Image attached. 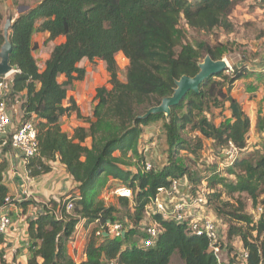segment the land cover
<instances>
[{"label":"trees","instance_id":"16d2710c","mask_svg":"<svg viewBox=\"0 0 264 264\" xmlns=\"http://www.w3.org/2000/svg\"><path fill=\"white\" fill-rule=\"evenodd\" d=\"M2 1L0 50L5 41ZM18 1L12 0L17 7ZM244 1L247 0H41L13 19L8 38L12 44L10 64L16 71L7 106L10 112L12 103H19L22 119L32 120L38 130V154L28 158L26 168L30 176L37 177L49 173L50 163L60 160L77 183L79 197L74 200L71 212H67L64 198L21 201L24 213L29 205L35 209L27 216L29 258L26 263L12 262L77 264L69 252L77 225L82 223V228L88 230L96 220L101 223L117 220L116 206L106 205L101 198L102 189L112 178L134 192L132 206L130 199L118 197L119 206L127 210L130 220L128 225L125 223L126 233L119 238H98L92 228L85 244L86 259L79 264H173L175 254L185 264H223L210 250L205 236L193 235L186 222L167 220L158 213L152 219L159 221L163 230L153 245H142L146 207L158 189L169 186L173 179H187L193 193L198 189L180 158L182 151L199 155L205 140L212 142L215 159L229 142L243 152L249 149L251 118L233 96V87L250 72L234 68L232 74L223 71L211 75L201 83L199 93L189 91L173 106L168 118L164 113L141 116L173 93L176 80L183 75L195 76L199 63L207 55L219 60L227 53L226 43L212 46L206 40L189 42L181 27L182 20L199 34H209L215 29L233 33L232 10ZM36 33H47L48 42L63 38L53 47L44 68L34 55L38 49L33 40ZM119 53L128 60L124 81L119 76L116 58ZM83 59L103 61L109 75L110 87L96 88L91 116L83 114L69 96L73 83L86 76V69L80 66ZM211 107L225 110L226 116L220 123L212 116ZM72 113L87 126H77L71 134L63 129L61 119ZM157 122L162 123L168 158L160 168L154 165L146 171L144 127ZM189 127L197 132L194 140L185 135ZM10 148L8 144L0 151V207L12 196L4 181L9 167L5 154ZM241 156L228 168L236 181L214 173L211 183L224 185L230 195L246 193L255 203L263 197L264 206V152ZM132 167L136 170L132 171ZM237 219L253 224L248 215ZM252 231L257 237L264 236V211L250 230L234 227L229 230V234L241 236L243 249L249 253L246 264H264V239L261 243L252 240ZM3 240L4 236L0 243ZM4 255L0 250V264H10Z\"/></svg>","mask_w":264,"mask_h":264},{"label":"rangeland","instance_id":"374dc122","mask_svg":"<svg viewBox=\"0 0 264 264\" xmlns=\"http://www.w3.org/2000/svg\"><path fill=\"white\" fill-rule=\"evenodd\" d=\"M41 0H19V5L13 4L12 0L5 1L3 0L1 3V11L3 13L2 20V29L7 22V20L12 17V19H16L18 15L24 11V9H28V7H32L36 5ZM264 0H250L246 3L236 4L231 13V20L235 25V31L233 33H225L221 29H215L212 33H197L193 29H190L185 24L184 20L181 22V27L185 30L187 35V40L189 42H195L200 40H206L212 46L217 43H226L227 44V53L224 54L223 58H225L232 69L227 68L225 71L226 74H232L234 68H246V72H250V77H254V75L258 74L260 71H263L264 62L260 63V61H255L264 53V46H257L255 42L257 39V34L264 33ZM262 8V9H261ZM261 9V10H260ZM23 10V11H22ZM263 18H262V17ZM261 22V26L258 23ZM256 39V40H255ZM34 42L38 45V49L34 52V55L37 59L39 66L44 64V60L49 57L53 47L55 44L63 41L60 39L55 42H48L44 37L41 36L40 33H36L33 36ZM118 65L120 67L119 76L121 80H126V69L128 60L124 57L122 53L117 54L116 56ZM203 59L201 60V62ZM81 67L86 69V76L83 80L75 81L73 85L69 88L70 97L74 98L78 106L81 107L83 113L92 114L93 106H94V97L96 94V88L99 86H107L110 87L108 82L109 75L106 71V66L103 61H95L89 62L88 60H84L81 64ZM244 66V67H243ZM254 68H261V70H255ZM229 70V71H228ZM244 70V71H245ZM13 73L9 75V77H13ZM4 77V76H3ZM63 77H60L62 80ZM254 84H257L259 93L264 94V84L261 85L259 81L253 80ZM263 83V82H262ZM246 81L238 80L235 82L233 89L236 90V93L241 97L244 101L248 96L245 93ZM258 93V94H259ZM257 95V94H256ZM253 95L250 97V99ZM262 104L264 106V98L258 100L257 104ZM10 116H13V124H20L23 120L17 114L19 112V103H12L10 106ZM254 109V108H253ZM255 110V109H254ZM212 116H214L217 123H220L223 120L225 115V110L222 111L221 108L211 107ZM226 114H229L226 113ZM19 117L17 119L16 117ZM210 117V114L208 113ZM211 118V117H210ZM213 118V119H214ZM251 118V129L248 134V145L249 149L243 152L241 157H245L250 155L251 153L259 152L260 150L264 152V115L259 113L255 116H250ZM261 123V126L259 124ZM68 127L71 126V123L67 120L63 122V125ZM67 130H69V128ZM145 129V127H144ZM163 129L158 127L154 132L144 131V136L147 133V139L143 138L144 145H150V143L154 140H158L156 142L157 146H159L158 153H155L156 156L149 154V158L147 159L151 161L157 168H160L164 162H166L168 158V153L166 151L167 145L165 136L163 134ZM185 135L189 140H194L195 135H197L196 131H193L190 127L185 131ZM143 136V137H144ZM214 148V147H213ZM211 143L208 140L204 141V147L202 151H200L199 155L195 152L182 151V158L184 163L188 167V172L195 178V183L198 184V190L203 194H206L208 198V209L209 215L213 218L220 229L221 236L223 238V253L220 256V259L223 264H242L241 250L243 248V242L241 240V236L238 233L229 234V230L231 227L235 229L243 228L245 231L250 227H252L255 222L260 219V212L258 210L259 206L263 208L262 198L258 199V203H255L253 199L246 193H235L234 195H230L226 187L218 182L211 183V176L214 173L219 174L223 178H226L228 181H236V177L233 174L228 173L229 167H220L218 165V160L213 157ZM152 150V149H150ZM144 152V150H143ZM150 152V151H149ZM144 154V153H143ZM142 154V155H143ZM148 154V152H147ZM133 161V160H132ZM135 162V161H133ZM134 164V163H133ZM132 171H135L136 168L132 167ZM188 175V173H187ZM123 185L120 180H113L109 178L106 185L102 189L101 197L103 198L107 194H111L117 187ZM113 196V197H112ZM105 202V201H104ZM106 205L116 206L115 216L116 219L123 220L127 225L130 220L126 216L128 213L127 210L118 204V197L116 195H111L110 199L105 202ZM131 206L133 205L131 201ZM242 205L244 206L242 208ZM216 207L221 209V212H218ZM241 215H248L252 218L253 224L247 225L246 223L239 222L237 217ZM129 221V222H128ZM82 223L77 225V228L80 229L81 233L76 234L77 242L85 241V239L89 240V236H85L84 228H82ZM76 228V230H77ZM252 240H255L258 243H261L264 239V236L257 237V233L252 231ZM89 238V239H88ZM74 249V247H72ZM74 249V254L78 257L81 256V252H76ZM173 264H185L184 261L180 258L178 254H175L172 258Z\"/></svg>","mask_w":264,"mask_h":264},{"label":"built area","instance_id":"2783aa9c","mask_svg":"<svg viewBox=\"0 0 264 264\" xmlns=\"http://www.w3.org/2000/svg\"><path fill=\"white\" fill-rule=\"evenodd\" d=\"M229 69H232L230 65ZM10 74L2 77L0 80V151L4 146L10 144L12 148L19 150L27 161L28 158L34 157L38 154V130L32 120L23 119L20 124H13L7 106V96L9 94L10 83L12 80V77H9ZM156 141L153 140L150 145L148 144V146L144 147V151L148 152L152 147H155L158 143ZM242 152L243 150L236 144L229 142L222 148L221 156L218 158V165L220 167L233 166L236 160L241 156ZM153 168L154 164L147 160L145 170L150 171ZM192 191L191 185L187 183V179H173L169 186L160 187L158 189L157 193L151 198L150 203L146 207L147 222L145 225V237L142 239V245H153L156 238L162 232V224L159 221L152 219V215L158 213L167 220L186 222L188 224L189 232L193 235L205 236L209 240L210 250L222 263L220 256L224 249L223 238L217 222L209 215L208 198L206 194H203L198 189L194 193ZM113 194L117 197L128 198L131 201L134 196V192L130 187L121 185L112 191L111 194H107L101 198L107 203ZM78 197L79 196H70L64 200L67 212L73 210L74 200L78 199ZM33 199L32 193L29 190H25V195L22 196L21 200ZM13 203V196H8L5 200V204L0 207V238L5 236L12 224V216L9 212V207ZM258 210L262 215L263 208L259 206ZM55 214L57 217H60L59 212L56 211ZM92 228H95V234L98 238L123 237L127 230L125 222L122 220H108L104 223L96 220L90 229L84 231L85 236L88 235ZM78 233H81L79 228H77L69 243L70 255L77 264L86 259V239L85 241L76 243L77 237H75V235ZM72 247L77 250L76 252H81L80 257L74 254V249H72ZM240 254L242 257V264H246L249 256L248 251L242 248ZM10 264L16 263L10 262ZM110 264L114 263L110 262Z\"/></svg>","mask_w":264,"mask_h":264},{"label":"crops","instance_id":"0c3cea01","mask_svg":"<svg viewBox=\"0 0 264 264\" xmlns=\"http://www.w3.org/2000/svg\"><path fill=\"white\" fill-rule=\"evenodd\" d=\"M248 1L250 0L244 1L242 3H246ZM262 4L264 5V3ZM258 25L261 26V22H259ZM40 34L42 37H44V39L48 36L47 33ZM256 39L255 42L257 43V46L259 48L264 46V33L257 34ZM84 60L85 59H83V61ZM45 61L46 59L44 60V64ZM255 61H260V63L264 62V53L260 55V57L257 58ZM44 64L40 67L44 68ZM254 69L261 70V68ZM262 69L263 71H260L261 73L259 72L257 75H254V77L251 78L250 74L246 78L242 79V81H246V87H244L246 95H253L251 99V96H248L243 101L241 97L236 93V90L233 89V96L239 100V102L243 105L244 110L251 117L259 113L264 115V106L260 103L257 104L258 100L264 98V94L259 93L260 89L257 91L256 89L254 90L252 88L254 85L257 86V84H254L252 82L253 80L261 82V85L264 84V66ZM68 104V100H66L65 105ZM81 111L83 113V110ZM17 115L22 118L23 113L22 111H20V109ZM86 115L91 116V113ZM18 116L16 117L17 119H19ZM11 118L13 119L14 117L11 116ZM66 120L71 123V126H73V128H71L70 126H68L70 127L69 130H67L68 127L65 128V126L67 125H63V122ZM61 125L65 131L71 134L77 126H87L85 122H83L77 117L76 113L64 116L61 119ZM158 127L162 128L161 122L149 124L145 127L144 131L147 130L148 132H154L155 129ZM147 136L148 135L146 133L144 138L147 139ZM210 143L212 147V142L210 141ZM146 146L148 145H144L143 147ZM151 149L152 150H150V152L148 151L147 155L151 154L152 157L156 156L155 153H158V150H160L159 146L157 145L155 147H152ZM5 156L8 158L9 167L5 172L4 181L10 189L11 195L14 198V203L9 207V212L12 216V224L10 225L7 233L5 234L3 242L0 243V250H3L5 252L4 256L9 262L16 261L17 263H26L29 258L27 216L29 214L32 215L35 209L29 205L26 209V213H24L25 211L22 210V207L19 205L21 201H24L21 200V198L25 195V190H29L33 195V200L37 202H46L49 199L61 200L62 198H64L65 200L70 196L79 195V190L77 188V183L74 181V178L68 174L64 164H62L60 160H56L50 163L52 166V170L49 173L42 174L37 177H32L29 175V171L26 168L27 161L19 150H16L11 147L10 150L5 154ZM148 159L151 158H149L148 156Z\"/></svg>","mask_w":264,"mask_h":264},{"label":"water","instance_id":"95a60500","mask_svg":"<svg viewBox=\"0 0 264 264\" xmlns=\"http://www.w3.org/2000/svg\"><path fill=\"white\" fill-rule=\"evenodd\" d=\"M12 25L13 19L10 17L3 29L5 41L0 50V76L2 77L15 71V68L10 64L12 44L8 38ZM227 68H229V63L225 58L213 60L211 56L207 55L199 63V72L195 76L183 75L180 79L176 80V87L173 93L163 98L160 104L150 107L141 117L146 118L151 114L164 113L168 118L171 114V108L178 105L189 91L199 93L200 85L205 79L211 75L226 71Z\"/></svg>","mask_w":264,"mask_h":264}]
</instances>
